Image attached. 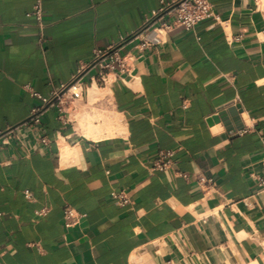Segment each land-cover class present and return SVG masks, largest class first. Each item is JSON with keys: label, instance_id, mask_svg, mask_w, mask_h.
Instances as JSON below:
<instances>
[{"label": "crops", "instance_id": "obj_1", "mask_svg": "<svg viewBox=\"0 0 264 264\" xmlns=\"http://www.w3.org/2000/svg\"><path fill=\"white\" fill-rule=\"evenodd\" d=\"M169 1L42 0L39 44L34 0H0V131L13 129L0 143V264H264L256 0H210L212 15L191 29L145 48L123 43V70L86 80L81 99H51ZM93 83L109 94L89 105ZM234 104L242 128L231 130L213 117ZM83 107L117 113L124 131L88 138L74 117ZM161 149L173 150L163 171L152 169ZM66 204L82 215L69 227Z\"/></svg>", "mask_w": 264, "mask_h": 264}, {"label": "built area", "instance_id": "obj_2", "mask_svg": "<svg viewBox=\"0 0 264 264\" xmlns=\"http://www.w3.org/2000/svg\"><path fill=\"white\" fill-rule=\"evenodd\" d=\"M36 21L40 31L37 42L42 44V0H34L31 10L28 12ZM212 15V7L210 0H170L160 8L151 11L143 18V21L138 29L127 36L121 37L117 43H112L95 51L94 57L85 64L78 65L75 73L70 81L61 83L59 87L52 92L51 99L59 104L61 99L79 100L83 95L85 81L90 84L103 83L108 71L118 68L123 70V61L120 56V49L123 43H133V47L145 48L148 45L159 43L164 33L172 28L179 27L183 29H191L199 21ZM47 102L48 99H43ZM59 107V106H58ZM39 110L34 111L29 120L33 122L39 121ZM13 134V129L0 131V143L7 142L6 140ZM173 150L161 149L158 151L157 158L153 162L152 169L159 171L166 170L172 165ZM260 184H264V178H258ZM198 182L207 185L211 182L210 178L204 176L198 177ZM27 193V192H26ZM112 197L117 201L124 202L125 197L122 192L111 193ZM45 209H40L35 212L40 215ZM82 215L69 205L63 206L62 220L66 227H69L78 222Z\"/></svg>", "mask_w": 264, "mask_h": 264}, {"label": "bare ground", "instance_id": "obj_3", "mask_svg": "<svg viewBox=\"0 0 264 264\" xmlns=\"http://www.w3.org/2000/svg\"><path fill=\"white\" fill-rule=\"evenodd\" d=\"M256 3L257 7L264 11V0H256ZM105 93L109 94L107 88H99L93 83L88 87L87 96L89 105ZM87 107L81 108L80 111L74 115L80 133H83L88 138L99 139L103 136L115 135L124 131L117 113L112 112L109 109H104L103 112H98L99 110L97 111L92 108L87 109ZM99 119L102 120V124L94 123V121Z\"/></svg>", "mask_w": 264, "mask_h": 264}, {"label": "water", "instance_id": "obj_4", "mask_svg": "<svg viewBox=\"0 0 264 264\" xmlns=\"http://www.w3.org/2000/svg\"><path fill=\"white\" fill-rule=\"evenodd\" d=\"M241 112V108L238 104H234L232 106H227L224 108H220L217 112V115L213 117V119H220L221 122L229 129H233L234 127L241 129L242 123L239 117V113ZM208 122H211L208 120ZM234 126V127H233Z\"/></svg>", "mask_w": 264, "mask_h": 264}]
</instances>
